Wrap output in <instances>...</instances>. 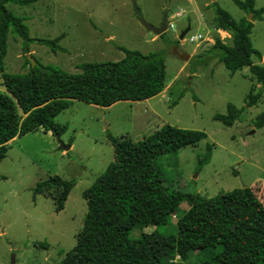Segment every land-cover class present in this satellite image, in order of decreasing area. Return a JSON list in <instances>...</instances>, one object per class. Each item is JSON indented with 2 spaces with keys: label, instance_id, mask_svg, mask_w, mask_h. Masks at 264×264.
I'll return each mask as SVG.
<instances>
[{
  "label": "rangeland",
  "instance_id": "374dc122",
  "mask_svg": "<svg viewBox=\"0 0 264 264\" xmlns=\"http://www.w3.org/2000/svg\"><path fill=\"white\" fill-rule=\"evenodd\" d=\"M193 1L40 0L29 6L7 5L24 19L30 37L52 39L64 35L59 45L65 51L53 52L37 41L28 45V54L41 64L76 73L82 63L120 60L123 53L116 46H123L141 53H161L167 85L162 94L149 100L122 101L110 107L73 100L54 118L55 123L67 126L58 141L51 133L38 130L9 142L6 157L0 162V264H11L12 256L14 264H56L74 247L87 210L82 193L114 159L107 134L139 141L166 124L203 131L207 138L196 146L155 160L165 187L207 198L243 187L257 186L264 191V127L254 124L264 112V92L256 105L247 107L246 96L256 86L249 68L230 72L220 61V51L212 50L220 37L212 30L213 2L236 21L251 20V14L246 16L232 0ZM254 2L256 9L264 7V0ZM136 11L153 25L159 24L164 12L168 18L178 12L181 16L172 20L173 30L157 36L140 25ZM253 23L250 40L260 56L254 54L252 60L264 65V15ZM188 25V34L178 40ZM196 34L207 40L199 46L186 40ZM221 40L227 45L231 42L228 37ZM175 46L191 58L182 61L173 53ZM4 68L10 73L28 70L22 42L8 40ZM229 104L240 110V115L233 125L225 126L213 117L226 115ZM70 140L68 151L58 149L59 143L68 145ZM49 175L76 180L59 212L50 198L33 195L36 182ZM189 206L183 201L168 226L160 231L174 237L176 222ZM139 234L134 229L130 236ZM206 257L192 252L186 261L178 257L175 261L189 264Z\"/></svg>",
  "mask_w": 264,
  "mask_h": 264
},
{
  "label": "trees",
  "instance_id": "16d2710c",
  "mask_svg": "<svg viewBox=\"0 0 264 264\" xmlns=\"http://www.w3.org/2000/svg\"><path fill=\"white\" fill-rule=\"evenodd\" d=\"M40 0H0V162L6 157L9 142L16 137L41 130L61 136L66 125L54 118L73 100L89 105L110 107L117 102H138L159 95L167 85L165 59L161 53H141L123 46L118 61L86 62L80 70L68 73L41 64L31 66L25 55L28 45L37 41L53 52L65 51L59 45L63 34L52 39L32 38L24 19L7 8L9 3L29 6ZM246 16L236 21L215 2L213 25L231 36V45L216 39L212 50H219L220 61L230 72L249 68L252 86L246 106L255 105L264 91V65L252 60L259 51L253 48L250 34L253 21L261 20L264 7L256 9L254 0H232ZM22 42L28 70L5 72L4 59L8 40ZM32 56V55H31ZM33 57V56H32ZM240 110L228 105L226 115L213 119L231 126ZM264 127V112L254 120ZM203 131L163 125L139 141L127 136L107 134L114 159L93 184L82 193L87 210L74 247L56 264H177L189 254H206L200 262L189 264H264V191L243 187L214 197L169 190L155 167V160L165 154L196 146L205 140ZM72 140L68 145H71ZM75 179L49 175L36 182L33 195L50 198L56 212L63 210L75 186ZM190 204L177 220L174 237L160 231L167 227L180 204ZM152 229L145 232V229ZM140 234L132 238V230Z\"/></svg>",
  "mask_w": 264,
  "mask_h": 264
},
{
  "label": "water",
  "instance_id": "95a60500",
  "mask_svg": "<svg viewBox=\"0 0 264 264\" xmlns=\"http://www.w3.org/2000/svg\"><path fill=\"white\" fill-rule=\"evenodd\" d=\"M137 14L138 21L142 27H144L146 30L153 32L155 35L160 36L162 35L166 30H167V23H168V17H167V12H164L162 15V18L159 22L158 25H153L147 21H145L142 17L139 16V12H135ZM251 15L249 16L250 19ZM190 27H187L184 31L180 33L178 36V40H183L186 34L189 32ZM178 58H180L182 61L186 62L189 60L190 55L187 53L182 52L177 48V46L174 47V52H173ZM27 60L31 63V66H34L37 62L33 59V57L30 54H27ZM55 139L58 141L59 140V135H55ZM58 149L60 151H68L70 149V145H63L59 143ZM11 264H14L13 256L11 258Z\"/></svg>",
  "mask_w": 264,
  "mask_h": 264
},
{
  "label": "crops",
  "instance_id": "0c3cea01",
  "mask_svg": "<svg viewBox=\"0 0 264 264\" xmlns=\"http://www.w3.org/2000/svg\"><path fill=\"white\" fill-rule=\"evenodd\" d=\"M190 1V3H192L193 4V0H189ZM168 16V15H167ZM171 16H175L174 18H176V17H180L181 16V13L180 12H178V13H175L174 15H171ZM170 16V17H171ZM158 25V24H157ZM212 25V30H214V32L215 33H217L219 36V38H216V39H223L224 37H228L229 39H230V41H231V36H230V34H228L226 31H223V30H220V29H216L215 27H214V25L213 24H211ZM253 26H254V23H253ZM188 27H189V25H188ZM253 29V28H252ZM252 32V31H251ZM188 34V33H187ZM196 35H201L202 36V40L201 41H199V42H197V43H195L196 44V46H199L202 42H204L205 40H207V38L205 37L204 38V36L202 35V34H196ZM209 41H211V39L209 40ZM222 41V40H221ZM223 42V41H222ZM224 43V42H223ZM225 44V43H224ZM227 45V44H226ZM229 45H231V42H230V44ZM190 58H191V56H190ZM189 58V59H190ZM263 60H264V56L262 57V60H261V62H263ZM228 70V69H227ZM180 71H182V69L180 70ZM258 86V87H257ZM256 87H257V90L259 89V85H256ZM166 88V87H165ZM164 92V90L160 93V94H162ZM264 91H262V93H263ZM159 94V95H160ZM262 97V96H261ZM261 99V98H260ZM259 99V100H260ZM147 100H149V99H147ZM144 101H146V100H144ZM259 102V101H258ZM257 102V103H258ZM256 103V104H257ZM255 104V105H256ZM253 106V105H252ZM251 107V106H250ZM72 147V145H70V148ZM62 152H65V151H62Z\"/></svg>",
  "mask_w": 264,
  "mask_h": 264
},
{
  "label": "built area",
  "instance_id": "2783aa9c",
  "mask_svg": "<svg viewBox=\"0 0 264 264\" xmlns=\"http://www.w3.org/2000/svg\"><path fill=\"white\" fill-rule=\"evenodd\" d=\"M175 16H171L168 18V23H167V30H173L174 29V24L172 23V20L174 19ZM186 40L189 43H197L199 41L202 40V36L201 35H189L186 37Z\"/></svg>",
  "mask_w": 264,
  "mask_h": 264
}]
</instances>
